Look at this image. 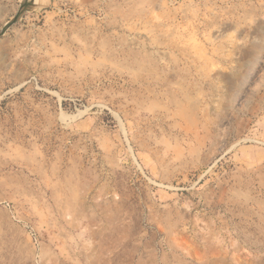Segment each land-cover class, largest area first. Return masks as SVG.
<instances>
[{"label":"rangeland","instance_id":"374dc122","mask_svg":"<svg viewBox=\"0 0 264 264\" xmlns=\"http://www.w3.org/2000/svg\"><path fill=\"white\" fill-rule=\"evenodd\" d=\"M0 264H264V0H0Z\"/></svg>","mask_w":264,"mask_h":264}]
</instances>
